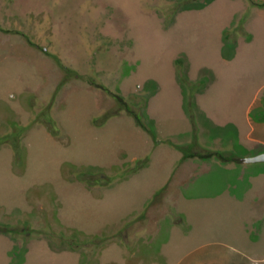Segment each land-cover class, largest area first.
<instances>
[{"label":"rangeland","instance_id":"1","mask_svg":"<svg viewBox=\"0 0 264 264\" xmlns=\"http://www.w3.org/2000/svg\"><path fill=\"white\" fill-rule=\"evenodd\" d=\"M263 2L0 0V264H264Z\"/></svg>","mask_w":264,"mask_h":264},{"label":"trees","instance_id":"2","mask_svg":"<svg viewBox=\"0 0 264 264\" xmlns=\"http://www.w3.org/2000/svg\"><path fill=\"white\" fill-rule=\"evenodd\" d=\"M250 1L253 2V0H250ZM262 7H264V5H262ZM113 96L115 98L116 104H118L119 102H123V99L121 97L116 96V95H113ZM51 109H52L51 106H47L44 109H42L39 113H37L35 117V123L44 125L53 136H58L59 130H58L55 120L52 117ZM116 115H117V112L115 113V109H111L108 113L104 114L102 118L104 122H106L107 120H109L110 118ZM130 115L135 119L139 127H141L142 129L146 130L151 135H153V133L143 124L141 116L139 114H136L135 112L132 111L130 112ZM24 132H25L24 127L15 126L14 129H12L11 134L9 136L5 138H1L0 140V145L5 143L11 146L12 150L14 151L15 164L18 167H22L24 165V154H23V146H22V137H23ZM210 156H214L224 162L225 161L226 162L227 161L228 162L237 161V159L234 158L233 155L231 157H225L223 153H219V152L209 153L205 157H210ZM201 157L204 158L203 156ZM84 177H85L84 174L79 175V179L85 182L86 180ZM158 194H161V191ZM158 194L156 195L157 198H158Z\"/></svg>","mask_w":264,"mask_h":264},{"label":"crops","instance_id":"3","mask_svg":"<svg viewBox=\"0 0 264 264\" xmlns=\"http://www.w3.org/2000/svg\"><path fill=\"white\" fill-rule=\"evenodd\" d=\"M264 3V2H263ZM256 100H253V102L251 103L249 109L252 111L254 108H257V105H253L255 103ZM264 120V119H262ZM251 121V122H250ZM249 121V137L247 139L251 140L252 143H255L256 145H260L264 148V121H252L250 119ZM165 186H167L166 184L162 183L158 186H156L154 189V192L151 194V196L149 197L148 201L151 199V197H153L154 195L157 194V192H160L161 189H163ZM66 191V190H63ZM67 192V191H66ZM156 193V194H155ZM69 199H71L69 196H67ZM72 200V199H71ZM73 202V200H72Z\"/></svg>","mask_w":264,"mask_h":264},{"label":"water","instance_id":"4","mask_svg":"<svg viewBox=\"0 0 264 264\" xmlns=\"http://www.w3.org/2000/svg\"><path fill=\"white\" fill-rule=\"evenodd\" d=\"M241 163H243V164L264 163V153L253 156V157L242 159Z\"/></svg>","mask_w":264,"mask_h":264}]
</instances>
